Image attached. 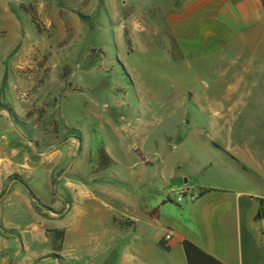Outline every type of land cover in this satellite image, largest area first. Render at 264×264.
I'll use <instances>...</instances> for the list:
<instances>
[{"label": "crops", "instance_id": "obj_1", "mask_svg": "<svg viewBox=\"0 0 264 264\" xmlns=\"http://www.w3.org/2000/svg\"><path fill=\"white\" fill-rule=\"evenodd\" d=\"M12 1L34 2L38 15L53 18L46 29H57L58 0ZM79 1L87 15L98 1L99 11L111 16L134 10L139 48L163 43L172 63L193 66L202 91L184 94L193 98L184 105L214 114L229 105L242 114L227 162L202 167L226 175L230 185L187 190L190 201L175 209L167 167L149 178L93 174L84 166L88 159L75 154L72 64L52 58L45 74L18 75L29 35L19 37L21 27L11 18L15 39L0 43V264H264V150L254 136L264 129V0ZM62 123L69 135L58 143L54 130ZM55 183L57 201L50 196Z\"/></svg>", "mask_w": 264, "mask_h": 264}, {"label": "rangeland", "instance_id": "obj_2", "mask_svg": "<svg viewBox=\"0 0 264 264\" xmlns=\"http://www.w3.org/2000/svg\"><path fill=\"white\" fill-rule=\"evenodd\" d=\"M56 3L60 10L57 29L52 25L46 29L44 22H53V18L38 15L34 2L0 0V27L6 29V33L0 30V43L8 45L15 39L14 28L6 22L12 18L21 27L19 37L29 35L18 75L29 77L38 70L45 74L52 58L72 64L71 124L76 129L72 135L77 138L78 160L87 158L84 166L93 174L109 171L120 177L132 172L149 178L167 167L172 173L168 176H173L167 188L169 205L175 209L190 201L187 190L229 186L226 175L212 176L202 167L213 160L227 162L231 131H237L233 124L242 114L231 112L229 105L218 114L184 105L183 99H193L184 98V94L202 91L196 71L191 65L172 63L163 43L139 48L133 32L134 10L130 11L132 16H111L99 11L102 2L98 1L97 10L87 15L85 1ZM23 10L35 15L37 27ZM75 24L83 33L75 31ZM21 47L22 43L9 57ZM25 62L34 63L35 70L21 71ZM66 132L63 123L54 130L58 143L69 135ZM254 136L264 150V129ZM106 155L118 159V166H113ZM60 195V184L55 183L50 196L57 201ZM178 195H182L180 204Z\"/></svg>", "mask_w": 264, "mask_h": 264}, {"label": "built area", "instance_id": "obj_3", "mask_svg": "<svg viewBox=\"0 0 264 264\" xmlns=\"http://www.w3.org/2000/svg\"><path fill=\"white\" fill-rule=\"evenodd\" d=\"M255 29L258 30V28H255ZM35 68H36V66H35L34 63H32V62H25L22 65L21 71H30V70L32 71V70H35ZM181 196L182 195H179V197L177 199V203H180L182 201ZM172 238H173V234H172L171 231H169L166 234V236L163 239V241L161 242V244H163V245L168 244L171 241Z\"/></svg>", "mask_w": 264, "mask_h": 264}, {"label": "trees", "instance_id": "obj_4", "mask_svg": "<svg viewBox=\"0 0 264 264\" xmlns=\"http://www.w3.org/2000/svg\"><path fill=\"white\" fill-rule=\"evenodd\" d=\"M29 8H30V6L27 7V9H29ZM23 12H24L27 16L30 17V19L32 20L33 25H34L35 27H37V26H36V18H35V15L29 13V12L26 11V10H23ZM26 193H27V195L29 196V198H30L31 200L34 201V197L32 196L31 192H30L29 190H26ZM35 211L38 212L37 209H35ZM54 242H55V241H54V237L51 236V243H52V245H53ZM160 247H161L164 251H168V249L165 248V247L163 246V244H160Z\"/></svg>", "mask_w": 264, "mask_h": 264}]
</instances>
